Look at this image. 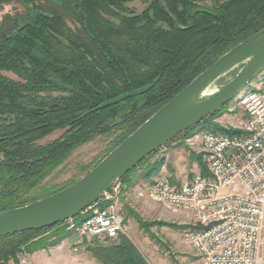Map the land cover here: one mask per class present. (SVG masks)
I'll return each mask as SVG.
<instances>
[{
  "label": "trees",
  "instance_id": "trees-1",
  "mask_svg": "<svg viewBox=\"0 0 264 264\" xmlns=\"http://www.w3.org/2000/svg\"><path fill=\"white\" fill-rule=\"evenodd\" d=\"M134 1L0 0V10L22 6L0 25V211L77 181L45 182L74 150L99 136L110 138L104 158L222 55L264 29V0H148L140 12L130 6ZM154 81L150 91L96 110ZM225 107L203 119L204 129H225L210 119ZM58 130L60 136L40 142ZM153 154L121 178L126 188L154 181L165 159L149 164ZM194 158L208 175L202 156ZM90 170L81 168V176ZM85 217L79 213L73 219ZM53 228L52 235L36 239ZM72 233L65 221L4 235L0 264L14 260L21 249L33 253L56 246ZM88 250L101 264H147L123 234L118 243Z\"/></svg>",
  "mask_w": 264,
  "mask_h": 264
},
{
  "label": "built area",
  "instance_id": "built-area-1",
  "mask_svg": "<svg viewBox=\"0 0 264 264\" xmlns=\"http://www.w3.org/2000/svg\"><path fill=\"white\" fill-rule=\"evenodd\" d=\"M235 103L230 111L238 107L241 115L224 130L202 129L186 139L203 151L208 175L183 182L163 175L133 192L117 179L81 212L83 221L67 220L68 229L115 241L126 233L123 201L150 198L187 216L182 238L201 264H264V78ZM9 264L34 262L21 255Z\"/></svg>",
  "mask_w": 264,
  "mask_h": 264
},
{
  "label": "water",
  "instance_id": "water-1",
  "mask_svg": "<svg viewBox=\"0 0 264 264\" xmlns=\"http://www.w3.org/2000/svg\"><path fill=\"white\" fill-rule=\"evenodd\" d=\"M263 67L264 29L222 55L80 179L45 198L0 211V237L73 219L97 202L115 180L132 171L146 157L231 102ZM238 68L230 81L216 87L227 74ZM156 82L110 99L96 110L144 94Z\"/></svg>",
  "mask_w": 264,
  "mask_h": 264
},
{
  "label": "rangeland",
  "instance_id": "rangeland-1",
  "mask_svg": "<svg viewBox=\"0 0 264 264\" xmlns=\"http://www.w3.org/2000/svg\"><path fill=\"white\" fill-rule=\"evenodd\" d=\"M210 3L211 2L208 4ZM147 5L148 0H136L130 3V6L137 12L142 11ZM17 11H22V6L18 3L5 5L0 10V25L6 14H14ZM238 70L239 68L227 74L216 85V87L230 81ZM263 78L264 67L252 79L250 84H257L261 82ZM247 87L243 89L226 107L224 106V110L212 115L210 119H213L214 123L219 124L222 127L224 125H228L230 122L236 121L241 115V111L238 107H236V109L231 112L230 107L236 104L235 100H237L240 95L247 90ZM204 128L205 127L202 122L196 127V130L200 131ZM62 132V130H58L52 135L40 140V142L45 143L53 140L60 136ZM194 133H196V131L182 137V139L169 142L151 156L149 164L154 163L161 157L165 159V163L163 164L160 172L153 179L167 175L177 181L183 182L190 179L191 175L200 172V166L196 162L194 156L201 155L204 160V153L200 147L195 146L194 149H192L186 144L187 137L192 136ZM109 141V137L99 136L96 139L78 147L72 152L68 160L49 178H47L45 182L50 186H63L72 181L74 182V180L80 179L82 177L80 173L81 168L88 166L92 169L106 154ZM180 142L182 143L180 144ZM142 169L139 168L134 172V174L136 176H140ZM125 180H121L124 187H126ZM145 183L146 182L144 180H140L136 185L138 186L136 189L144 188L146 185ZM136 186L133 187L135 188ZM126 206L133 209V213L128 212L126 210ZM122 213L125 217L126 225V233H124L123 236L130 239L137 246L147 263L149 261V264H201V260L196 255L193 247L182 238L183 229L180 225H182L183 221L188 220L185 214L175 212L156 200H152L150 198L137 199L134 198V196L130 198L129 202L126 200L123 201ZM135 215H137V217ZM54 232L55 228L46 232H40L36 234L35 237L36 239L39 237H46L48 235H52ZM72 236H74V238ZM70 238L71 241L75 243L74 248L81 247L89 253V256L96 259L93 256V253L88 250L90 247L96 248L98 246L118 243L121 236L115 241H104L90 236H79L77 233L73 232ZM21 255H28L31 258L30 251L21 249L16 254L15 259ZM96 261L98 260L96 259Z\"/></svg>",
  "mask_w": 264,
  "mask_h": 264
},
{
  "label": "crops",
  "instance_id": "crops-1",
  "mask_svg": "<svg viewBox=\"0 0 264 264\" xmlns=\"http://www.w3.org/2000/svg\"><path fill=\"white\" fill-rule=\"evenodd\" d=\"M138 186L129 187L136 189ZM74 238V236H72ZM71 237V238H72ZM68 237L60 244L48 249H40L31 253L34 264H100L85 249L75 251L74 244ZM149 264V261L148 263Z\"/></svg>",
  "mask_w": 264,
  "mask_h": 264
}]
</instances>
